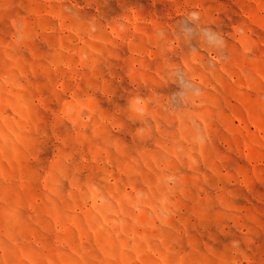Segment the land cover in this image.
<instances>
[{
  "label": "rangeland",
  "instance_id": "1",
  "mask_svg": "<svg viewBox=\"0 0 264 264\" xmlns=\"http://www.w3.org/2000/svg\"><path fill=\"white\" fill-rule=\"evenodd\" d=\"M0 264H264V0H0Z\"/></svg>",
  "mask_w": 264,
  "mask_h": 264
}]
</instances>
